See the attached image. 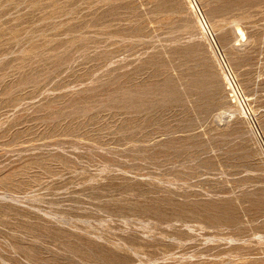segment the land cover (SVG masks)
<instances>
[{"label":"rangeland","instance_id":"1","mask_svg":"<svg viewBox=\"0 0 264 264\" xmlns=\"http://www.w3.org/2000/svg\"><path fill=\"white\" fill-rule=\"evenodd\" d=\"M0 264H264V0H0Z\"/></svg>","mask_w":264,"mask_h":264},{"label":"built area","instance_id":"2","mask_svg":"<svg viewBox=\"0 0 264 264\" xmlns=\"http://www.w3.org/2000/svg\"><path fill=\"white\" fill-rule=\"evenodd\" d=\"M227 68V67H226ZM227 71L229 72L230 78L232 80V82L234 83V85L238 88V85L236 83V80L234 79V77L232 76V73L230 72L229 68H227ZM251 121L254 123V120L251 118Z\"/></svg>","mask_w":264,"mask_h":264},{"label":"water","instance_id":"3","mask_svg":"<svg viewBox=\"0 0 264 264\" xmlns=\"http://www.w3.org/2000/svg\"><path fill=\"white\" fill-rule=\"evenodd\" d=\"M211 36V35H210ZM211 38H212V36H211Z\"/></svg>","mask_w":264,"mask_h":264}]
</instances>
